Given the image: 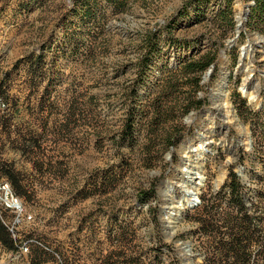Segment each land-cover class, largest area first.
<instances>
[{"label":"rangeland","instance_id":"rangeland-1","mask_svg":"<svg viewBox=\"0 0 264 264\" xmlns=\"http://www.w3.org/2000/svg\"><path fill=\"white\" fill-rule=\"evenodd\" d=\"M92 1L83 21L72 13L82 0H0V162L22 174L16 231L32 240L27 252L0 247V263L35 264L38 245L52 254L40 264H202L206 236L193 207L166 221L223 85L248 143L233 127L217 129L195 198L217 191L230 169L247 184L264 172V44L254 40L264 33L247 21L254 0H129L123 11ZM153 32L157 50L143 69ZM204 54L215 59L195 85L197 73L181 66ZM242 62L250 90L260 85L258 107L240 90ZM134 107V138L122 140ZM0 210L11 224L14 213Z\"/></svg>","mask_w":264,"mask_h":264},{"label":"trees","instance_id":"trees-1","mask_svg":"<svg viewBox=\"0 0 264 264\" xmlns=\"http://www.w3.org/2000/svg\"><path fill=\"white\" fill-rule=\"evenodd\" d=\"M114 9L123 11L129 0H107ZM200 0H196L199 3ZM92 0H82L80 5H75L72 13H81V20L89 18L92 12ZM95 5V3H93ZM80 6V7H79ZM248 24L264 33V0H254L249 9ZM153 32L148 41L150 48L146 56L141 59L143 69H146L151 53L157 50L158 36ZM214 56L204 54L198 59H192L181 66V70L197 73L195 85L201 80V74L214 62ZM171 80H166L164 88ZM200 99L194 100V106H200ZM189 107L185 108L188 111ZM136 107L131 108L125 118L124 129L121 133L122 140L134 138ZM264 165V160H263ZM0 173L10 183L14 193L26 195L22 174L13 168L11 163L0 162ZM259 181L255 184L244 182L239 174L230 169L224 183L215 192H209L200 197L198 204L193 207L196 229L206 236L202 242L204 253L202 264H264L259 257L264 255V172L258 175ZM152 195L143 192L140 199L146 201ZM20 239L14 238L6 224L0 217V247L16 251ZM33 262L40 264L42 258L52 254L41 246L32 248ZM39 262H35L36 260Z\"/></svg>","mask_w":264,"mask_h":264},{"label":"bare ground","instance_id":"bare-ground-1","mask_svg":"<svg viewBox=\"0 0 264 264\" xmlns=\"http://www.w3.org/2000/svg\"><path fill=\"white\" fill-rule=\"evenodd\" d=\"M245 13V9H243L241 3H239L237 13V26L239 29L243 28L245 25ZM254 40L256 42L264 44L263 37L255 36ZM247 47H249V45ZM228 48L229 47H227V49ZM250 51V48H248L247 51H245L244 48L243 61L251 57ZM223 63L225 65L226 61H223ZM242 70L247 73V77L244 80V84L240 88L241 92L243 93V97L248 99V101L253 107H258L260 101L257 94L260 89V85H254V87H252L253 91H251L250 76L252 70L249 67V64H247L246 62H242ZM216 99L217 103L215 102L214 104L217 113H214L211 110H207L205 113V117L208 123L213 124L214 127H211L203 137L197 140V147H195L194 149H192L191 152H189L192 155L190 156V160L188 161L189 163L186 164L185 167H183L181 177L182 181L180 187L182 188V191L180 192L179 197H177V201L174 202L175 204L171 208V214H168V219L166 221L167 224H170V222H172L173 217L176 216L181 209L189 206V203L196 199L195 196L198 194L199 191L198 187L201 185L203 179L202 165L204 163V158L210 152L209 144H211V141L209 140V138L216 134L217 129L220 130L222 128L233 127L239 134L242 143H248L246 128L237 118L236 112L233 110V107L228 99V92H226L223 87L219 88V95H217ZM218 113H220V115H218ZM216 119H221L222 123L217 122ZM168 234L171 236L172 233L168 232ZM184 252L185 256L189 255L187 250H184Z\"/></svg>","mask_w":264,"mask_h":264},{"label":"built area","instance_id":"built-area-1","mask_svg":"<svg viewBox=\"0 0 264 264\" xmlns=\"http://www.w3.org/2000/svg\"><path fill=\"white\" fill-rule=\"evenodd\" d=\"M0 205L3 210H9L14 213V218L11 224H8L2 216V210H0V217L8 227L14 238L17 237L16 225L21 221V214L23 215V204L20 198L12 191L9 182H0ZM31 239L20 240L18 249L22 252L29 250ZM1 264V263H0Z\"/></svg>","mask_w":264,"mask_h":264},{"label":"water","instance_id":"water-1","mask_svg":"<svg viewBox=\"0 0 264 264\" xmlns=\"http://www.w3.org/2000/svg\"><path fill=\"white\" fill-rule=\"evenodd\" d=\"M248 13V12H247ZM246 18H247V14H246ZM259 34V33H258ZM259 36L263 37L264 38V35H261L259 34ZM223 88H224V85H223ZM197 202H199L197 199L193 200L191 203H189V206L190 207H194L196 206Z\"/></svg>","mask_w":264,"mask_h":264}]
</instances>
